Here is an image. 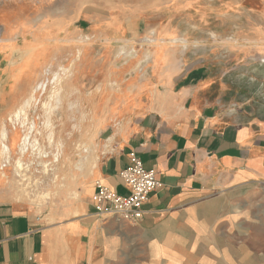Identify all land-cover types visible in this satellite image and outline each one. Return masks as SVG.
<instances>
[{
    "label": "rangeland",
    "instance_id": "rangeland-1",
    "mask_svg": "<svg viewBox=\"0 0 264 264\" xmlns=\"http://www.w3.org/2000/svg\"><path fill=\"white\" fill-rule=\"evenodd\" d=\"M199 81L225 111L264 114V0H0V203L48 221L81 207L137 118L121 100Z\"/></svg>",
    "mask_w": 264,
    "mask_h": 264
},
{
    "label": "crops",
    "instance_id": "crops-1",
    "mask_svg": "<svg viewBox=\"0 0 264 264\" xmlns=\"http://www.w3.org/2000/svg\"><path fill=\"white\" fill-rule=\"evenodd\" d=\"M199 82L121 100L137 118L103 144L81 207L48 221L0 203V264H264V114L225 111ZM133 151L161 187L137 223L98 215L96 181L128 194Z\"/></svg>",
    "mask_w": 264,
    "mask_h": 264
},
{
    "label": "built area",
    "instance_id": "built-area-1",
    "mask_svg": "<svg viewBox=\"0 0 264 264\" xmlns=\"http://www.w3.org/2000/svg\"><path fill=\"white\" fill-rule=\"evenodd\" d=\"M131 163L120 173V178L128 189L126 195L118 194L101 181H96L93 202L96 213L104 217H113L119 222L137 223L144 215V204L149 195L161 187L157 172L147 169L136 152L129 154Z\"/></svg>",
    "mask_w": 264,
    "mask_h": 264
},
{
    "label": "bare ground",
    "instance_id": "bare-ground-1",
    "mask_svg": "<svg viewBox=\"0 0 264 264\" xmlns=\"http://www.w3.org/2000/svg\"><path fill=\"white\" fill-rule=\"evenodd\" d=\"M18 115H19V114H16L15 116L18 118ZM4 136L6 137V133H5V132H4ZM28 138H29V134H26L25 137H24L23 140H22V149H23V150L26 149V147H27V145H28V143H29ZM51 140H52V136H51ZM4 152H5L6 154H8V155L11 154V148H10V146H9L8 144H6V143L4 144ZM16 164H17V166H20V164H21V160H18V161L16 162Z\"/></svg>",
    "mask_w": 264,
    "mask_h": 264
}]
</instances>
